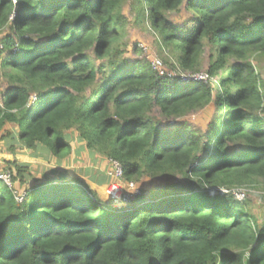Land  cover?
<instances>
[{"label":"trees","instance_id":"trees-1","mask_svg":"<svg viewBox=\"0 0 264 264\" xmlns=\"http://www.w3.org/2000/svg\"><path fill=\"white\" fill-rule=\"evenodd\" d=\"M129 3L183 73L199 74L207 48L208 80L172 81L126 56ZM181 8L191 17L174 24ZM3 29L0 140L60 162L75 131L136 189L114 202L93 177L51 175L19 201L0 179V264H264V196L255 212L232 194L264 183V98L250 60L264 53V0H0ZM209 107L204 132L170 125ZM27 168L12 176L20 186Z\"/></svg>","mask_w":264,"mask_h":264},{"label":"rangeland","instance_id":"rangeland-1","mask_svg":"<svg viewBox=\"0 0 264 264\" xmlns=\"http://www.w3.org/2000/svg\"><path fill=\"white\" fill-rule=\"evenodd\" d=\"M129 5L123 10V14L127 16V24L124 31L123 44L126 49V56L131 60L147 59L152 65L153 70L158 72L161 76L167 78H181L182 80H208L206 70L209 66V53L207 48L201 58L199 66V74L197 78H193L190 74L183 73L179 68L178 59L180 54L173 49L172 46H166L162 42L161 37L153 31L146 21H134L129 13ZM184 7V6H183ZM191 17L190 12L186 8H181L180 12L170 15L171 21L174 24L187 21ZM7 32V29L0 31V38ZM260 80L261 92L264 98V53H255L250 58ZM214 79L212 82L216 85L217 91L220 85ZM0 83L4 89L6 84L2 80V72L0 71ZM215 107H209L201 111L189 113L186 117L174 120L170 123L171 126L188 125L194 131L204 132L211 123L212 114ZM5 132H13L16 130L13 125H6ZM3 133V136L6 133ZM69 142L72 151L58 162L56 159L49 157L45 159L42 151L34 156V154L25 148H17L11 150L0 140V178L14 190L15 195L20 201L24 191L29 187L39 185L46 180L52 178L51 175H66L67 178H95L96 185H89L97 190L101 198H107L119 202L123 200L124 196H134L135 187L129 185L122 179L121 175L112 174V163L107 157L100 155L89 156L84 148V143L77 141V133L75 131L69 132ZM18 166H28L27 172L29 174V181L27 185L20 186L17 181L12 180L15 176ZM55 172V173H54ZM54 173V174H52ZM1 179V180H2ZM113 179V180H112ZM147 181L143 180L141 185H146ZM149 187V185H146ZM240 190L243 191L247 199L253 200V208L255 212L258 211L259 206L262 205L261 197L264 196V183L258 182L251 186H244Z\"/></svg>","mask_w":264,"mask_h":264},{"label":"built area","instance_id":"built-area-1","mask_svg":"<svg viewBox=\"0 0 264 264\" xmlns=\"http://www.w3.org/2000/svg\"><path fill=\"white\" fill-rule=\"evenodd\" d=\"M197 75H195V76H192L193 78H197L196 77ZM193 80V79H192ZM111 163H112V174H116L117 176L119 175H121V173H122V169H121V166L119 165V163L118 162H116V161H114V160H111ZM0 179H2V178H0ZM3 180V179H2ZM4 181V180H3ZM4 182H6V181H4ZM220 192L221 193H225V192H227L226 190H220ZM232 194L235 196V198L237 199V200H242L243 198H244V193H243V191L242 190H240V189H238V190H235V191H233L232 192Z\"/></svg>","mask_w":264,"mask_h":264},{"label":"clouds","instance_id":"clouds-1","mask_svg":"<svg viewBox=\"0 0 264 264\" xmlns=\"http://www.w3.org/2000/svg\"><path fill=\"white\" fill-rule=\"evenodd\" d=\"M35 101V99H33V102ZM126 197V196H125ZM125 198H123V200H124ZM122 201V200H121Z\"/></svg>","mask_w":264,"mask_h":264}]
</instances>
